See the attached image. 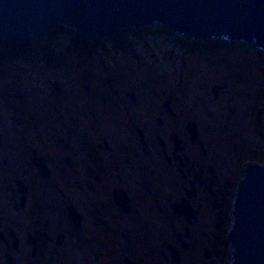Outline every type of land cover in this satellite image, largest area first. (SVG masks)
I'll use <instances>...</instances> for the list:
<instances>
[{"label":"rangeland","instance_id":"1","mask_svg":"<svg viewBox=\"0 0 264 264\" xmlns=\"http://www.w3.org/2000/svg\"><path fill=\"white\" fill-rule=\"evenodd\" d=\"M150 26L62 50L55 48L54 29L34 40L0 37L1 220L20 226L21 235L28 225L44 233L39 259L31 256L29 236L20 250L12 249L26 259L22 264H125L126 258L136 264L231 263L227 232L236 188L249 162L264 163V52ZM188 123L197 128L196 142ZM175 134L183 146L179 156L189 158L182 166H169L158 143L157 135L172 142ZM105 141L113 152L104 149ZM33 149L50 157L61 190L43 184L31 162ZM116 160L120 179L108 171ZM186 165L188 180L177 169L185 173ZM72 174L79 182L74 187ZM16 179L26 189L36 187L24 217ZM113 187L129 191L128 213L115 204ZM186 187L198 214L190 224L172 209ZM53 194L57 203H51ZM73 205L84 211L78 228L67 210ZM186 229L191 238L184 237L183 247L176 234ZM4 253L0 244V264H7Z\"/></svg>","mask_w":264,"mask_h":264},{"label":"water","instance_id":"2","mask_svg":"<svg viewBox=\"0 0 264 264\" xmlns=\"http://www.w3.org/2000/svg\"><path fill=\"white\" fill-rule=\"evenodd\" d=\"M154 24L189 40L254 43L264 52V0H0V37L5 40L38 39L61 25L74 31L70 42L81 44ZM219 90L213 88L215 97ZM187 129L192 141H198L196 126L188 123ZM173 139L176 151L182 149L176 134ZM236 190L227 232L230 264H264V163L249 162ZM184 192L173 211L190 224L197 219L190 203L193 192ZM73 207L68 213L80 226L82 217ZM190 236L188 229L176 234L183 247H187L184 237ZM170 249L172 260L178 262V250L172 245ZM205 254L210 255L207 250ZM125 264L136 263L126 258Z\"/></svg>","mask_w":264,"mask_h":264},{"label":"flooded vegetation","instance_id":"3","mask_svg":"<svg viewBox=\"0 0 264 264\" xmlns=\"http://www.w3.org/2000/svg\"><path fill=\"white\" fill-rule=\"evenodd\" d=\"M133 102H136L135 99L132 100ZM159 124V123H158ZM162 125V123H160ZM157 137H159L158 143L159 145L164 149V155H165V159H167L169 166H173L174 164L177 163V161H180L181 166L183 165L182 160L181 159H185L187 162L189 160V158H187V156H179V151H176L175 148V141L173 139V135H171L172 138V142L169 139H165L160 137V135H157ZM179 137V136H178ZM1 139V136H0ZM179 140L181 142V139L179 137ZM192 140V139H191ZM143 142H146V145L144 146L142 144V148L145 151V153H148L147 149H149V145L146 141V136L145 139L143 140ZM142 143V140H141ZM182 143V142H181ZM105 147L104 149L108 152V154L110 152H113V148L108 144L107 141L104 142ZM99 148H102V145H99ZM183 148V146H182ZM183 157V158H180ZM109 158V156L107 157ZM31 162L32 165L35 167V170L38 172L40 178L44 181L43 184H45V186L49 189H53L52 186H56L55 190H61L58 185H56V179H57V173H55V167L52 165V163L50 162V157L46 154V153H42L36 149L32 150V158H31ZM36 164L38 165H42L43 168H45V171H41L40 168H38L36 166ZM59 163H56V166H59ZM118 165V161H114V162H109L108 163V171L114 170L116 172L117 170V166ZM176 167V165H175ZM71 169V168H68ZM179 170V173L181 174V176L183 177L184 180H188V170H187V165L185 166L184 170L185 173H183L184 171L180 170L181 167L177 168ZM174 176H176V171L174 168H172ZM213 168H211V171L213 172ZM72 173H75V170L72 171ZM213 174V173H212ZM116 179H120L119 175L117 174V172L113 175ZM131 180V177H123V180ZM129 180V181H130ZM23 180L21 179H16L15 185L17 187V190L20 194V201H21V209L25 210V212H23V217L27 216V213L30 212V209L33 207L32 205L34 204V196L36 195V187L35 185L33 186H27L28 189L25 188V186L22 183ZM52 181V182H51ZM71 181V185L74 187L76 184H78L79 182L76 180V176H74V174H72V177L70 179ZM133 181V179H132ZM25 184V183H24ZM84 184H88V181L86 180ZM185 189H191V188H184L183 191ZM113 197H114V202L115 204L120 207V209L124 212V213H128L133 205V198L131 197L130 193L128 190H126L125 188L122 187H113ZM192 192V189H191ZM194 193V192H193ZM62 197H64V192L61 193ZM26 196V198H25ZM53 198L50 195L49 198H51L50 200L51 203H57L58 199H56L55 195L53 194ZM185 196H182L180 198L181 202L183 200ZM40 198V193L38 195V199ZM193 198V194L192 197ZM190 198V200H191ZM14 203V202H13ZM176 203H172L174 204H178ZM192 204V203H191ZM72 205V204H71ZM74 206V205H73ZM51 207H53V205L50 206L49 204V208L51 209ZM75 209L79 212V214H81L82 216V220L80 222V226L81 227L84 223V214H83V209H79V207L74 206ZM77 207V208H76ZM193 207V206H192ZM173 209V206H172ZM196 210V209H195ZM5 210H1L0 209V244L2 246H4L5 248V253L3 254V260H5V262L7 264H22L23 262H25L26 259H22V258H18L15 257L12 253V249L17 251L21 249V245L23 243V241H28V236L30 239V244L33 245L32 246V258L36 259L41 254V250H42V236H43V232L42 231H38L34 225L29 226L28 228L26 227L24 230V233L21 235L20 234V226L18 227L17 225H6V223H3L4 221L1 220V215L2 212H4ZM197 211V210H196ZM83 214V215H82ZM70 215V214H69ZM198 215V214H197ZM71 221L74 224V226L76 228H78V226L75 224L74 219L72 218V216L70 215ZM20 223V221H19ZM23 223H26L25 221ZM34 236V238H32V236ZM58 237H57V246L60 247V245L63 243V241L61 243H59L58 241ZM28 243V242H27ZM30 246V245H29ZM34 247V248H33Z\"/></svg>","mask_w":264,"mask_h":264},{"label":"trees","instance_id":"4","mask_svg":"<svg viewBox=\"0 0 264 264\" xmlns=\"http://www.w3.org/2000/svg\"><path fill=\"white\" fill-rule=\"evenodd\" d=\"M150 27H153V26H150ZM150 27H148V29L150 28ZM164 27V26H163ZM164 28H166V27H164ZM145 29H147V28H141L140 29V31H145ZM123 31H126L127 33H130V31H132V29H130V28H126V29H124ZM133 32V31H132ZM53 35H55L56 36V40H58V41H56L54 44H55V48L56 49H58V50H62V49H64V48H66V47H73V48H79L80 47V45L79 44H76V43H71L70 42V38H71V36L73 35V33H74V31L72 30V29H70V28H67V27H65V26H61V25H59V26H57L56 28H54V30L51 32ZM49 36V35H48ZM47 36V37H48ZM122 36V35H121ZM63 37V38H62ZM116 37V36H115ZM118 37V36H117ZM106 37H102V38H97V41H99V40H103V39H105ZM118 38H120V37H118ZM1 41H5V40H3V39H1ZM66 42L67 43H70V44H68V45H65L66 44ZM234 43H238V42H234ZM14 45H16V43L14 42L13 43ZM83 44V43H82ZM245 44V43H244ZM74 45V46H73ZM85 45H87V44H85ZM251 45H254V43H252ZM16 46H21L19 43H17V45ZM229 229V228H228Z\"/></svg>","mask_w":264,"mask_h":264},{"label":"bare ground","instance_id":"5","mask_svg":"<svg viewBox=\"0 0 264 264\" xmlns=\"http://www.w3.org/2000/svg\"><path fill=\"white\" fill-rule=\"evenodd\" d=\"M148 27H150V26H148Z\"/></svg>","mask_w":264,"mask_h":264}]
</instances>
